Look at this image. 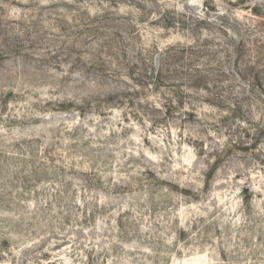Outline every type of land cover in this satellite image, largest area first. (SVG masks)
Here are the masks:
<instances>
[{
    "label": "rangeland",
    "instance_id": "374dc122",
    "mask_svg": "<svg viewBox=\"0 0 264 264\" xmlns=\"http://www.w3.org/2000/svg\"><path fill=\"white\" fill-rule=\"evenodd\" d=\"M0 264H264V0H0Z\"/></svg>",
    "mask_w": 264,
    "mask_h": 264
}]
</instances>
